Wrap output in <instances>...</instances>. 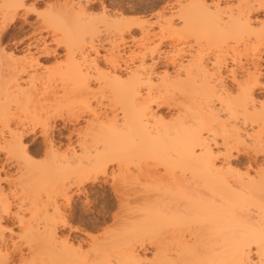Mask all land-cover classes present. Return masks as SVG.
Instances as JSON below:
<instances>
[{
    "label": "bare ground",
    "instance_id": "bare-ground-1",
    "mask_svg": "<svg viewBox=\"0 0 264 264\" xmlns=\"http://www.w3.org/2000/svg\"><path fill=\"white\" fill-rule=\"evenodd\" d=\"M30 10L0 3V264H262L264 0H188L158 30L105 9L101 25L122 41L107 51L82 5L51 6L36 22ZM61 14L86 24L48 35L66 47L54 78L38 72L41 56L57 54L47 35L15 42L23 57L7 53L19 17L48 32ZM10 95L25 109L53 104L27 108L45 165L23 142L30 127L11 126ZM235 151L250 157L242 169ZM107 185L116 203L100 212L112 228L94 235L76 224L78 200Z\"/></svg>",
    "mask_w": 264,
    "mask_h": 264
},
{
    "label": "rangeland",
    "instance_id": "rangeland-1",
    "mask_svg": "<svg viewBox=\"0 0 264 264\" xmlns=\"http://www.w3.org/2000/svg\"><path fill=\"white\" fill-rule=\"evenodd\" d=\"M1 1L2 0H0V3H1ZM209 1H211V0H209ZM187 2H188V0H40V1L39 0H26L27 8L31 9L29 12L30 14L27 16V17H29L28 21H31V22H36L37 19H42V18H44V16H46V17L50 16L49 8L51 6L58 7V8H68V7H71L72 4H76L78 6H79V4L82 5L85 9H87L86 11H88V13H90V15L93 16L94 22L95 23L98 22L96 25L98 27V33L100 34L99 35L100 38L99 37H97V38L100 40H103V42L105 43L104 48L106 51L109 48L108 46H110V48H111L112 45L110 43H113L112 41L115 40L114 43H116V41L118 40L117 43H119L121 40L120 37L118 38V36L115 34L116 29L113 28V26H112L113 24H110V25H109V23L104 24L105 23L104 22L103 23L104 25H101L102 20L104 19L105 16H107L105 14V12L107 13V10L109 13L112 14V15L110 14L111 18L115 17L117 15L123 14V16L127 20L135 21L138 23L139 22L141 23L142 21H143V23H145L147 21L148 22V23L146 22L147 25L150 24L148 26L149 28L151 27V29L153 28L155 30H158L159 24L157 21H159L161 14L163 15V13H164V15L161 16V18L164 16H166V17L170 16V14H172L175 10L179 9L182 4H186ZM32 7H34V9H32ZM105 9H106V11H105ZM23 12L24 11L22 10L21 13H23ZM119 13H121V14H119ZM257 15L260 18L264 17L263 16L264 11H261ZM55 20H56V24L53 27V29L51 30L52 32L50 30L48 32H46L44 30L45 29L44 27H38L36 29L35 26H32V25L25 23L24 20L21 17H19L18 20L16 21V23L10 25L9 35H11V36L5 45V48H7L6 49L7 53H9V54L15 53L16 57L19 58V57H23L25 45L24 44L15 45V42L24 41V40L26 41L31 36H36V35L37 36H43V35L46 36L47 35L48 41L46 43H48L47 44L48 47L52 46L51 48L55 49L57 54L51 55L49 57L48 56H41L39 58L40 59L39 60L40 65L38 67V70H39L38 72H41L40 75L45 76L48 79L54 78L55 75L57 74V69H58L57 62L61 61L65 58L64 53H65V48H66L65 45L64 46H60V45L58 46V43L56 42L57 43L56 44L55 40H51V37L48 35L53 33L54 30H56L57 33L59 35H61L64 29L66 31H71L72 33L74 31V33H75L76 31H79V29L82 28L86 24L85 22L81 21L80 18H75L73 16L68 17L65 14L64 15L61 14V16L56 17ZM178 20H179L178 18L174 19V21L177 25H179V22H180V20L179 21ZM146 23H145V25H146ZM110 26H112V27H110ZM132 33L133 34H130V33L125 34L127 41L128 40L131 41L132 35L134 37H137V38H139L141 36V31L139 28L135 29ZM115 38H117V39H115ZM158 40L159 39H157V42H158ZM167 43H168V41H165L163 44H161L162 47H160V48L163 49L165 47L166 49H168ZM127 47H125V48L127 50H129V47L128 48ZM104 48H102L100 50L101 53H106ZM5 69H6V67H3L0 69V71L2 72ZM159 69L162 70V67ZM22 77H27V75L22 74ZM11 97L12 98L14 97V98L12 99ZM9 98L12 99V102H11V100L9 101L11 103L12 111H14V110L18 111V112H15V114L13 112V117L11 116V120H10V124L12 123L11 126L14 127L16 125L19 126V125L23 124L27 128L30 127L31 130H32V128H34L32 125L35 126V132L32 131L29 133V131H30V129H29L28 133L26 132V134H28V135L25 134V136H23V142L26 143L25 145L29 149L31 157L37 163H39V164L42 163L43 165H45V163L47 162V159H46V157L44 155V151H43L45 145L43 142H41L43 139L42 136L40 135V132H41L40 128L41 127H39L40 123L38 124L37 117H35V116H36V114L37 115L43 114L44 111H45L44 114H46L47 112H48L47 114H50L51 112L54 111V107H52L53 104L48 106L51 103V102L47 103L49 101V98H47L48 100L44 99L45 103L43 100L41 101V103H39V104H43L44 106L40 105V107H39V105L36 102L35 103L36 106L38 105V107L41 109L42 113H39L40 111H38L39 110V108H38L36 110L37 113L35 112L36 113L35 114L33 112L36 109L35 105H32V106L30 105V107H29L28 105L25 104V106H27L25 109L23 104H22L23 107L22 106L20 107V105L17 106L16 102L13 105V101H15V98H16L15 96L10 95ZM9 98H7V99L9 100ZM2 100H5V98H3ZM46 103H47V105H46ZM41 106H43V108L46 106L44 108L45 110ZM32 107H35L34 110H28L27 111V108L32 109ZM18 108H20V110L22 108L21 112L19 111ZM23 109H25L26 111H24ZM49 109H51V110H49ZM159 111L163 114L165 112V115H166V114L170 113L169 111L172 112L173 109L168 108V107H163ZM30 116H32V117L34 116L33 119ZM34 118H36V119H34ZM81 122L84 123L83 120ZM63 142L66 143V139H63ZM214 146L217 149L218 148L222 149V147H223V146H220V142L218 145L220 147H217V145H215V144H214ZM4 152L0 151V162L2 159H4V155L6 154V152L5 153ZM234 154L236 156L238 153H236V151H235ZM260 157H261V161H260ZM262 158H264L263 154L258 155L259 162H262V160H263ZM249 159H250L249 155H247V154L245 155L244 153H242V154H238L236 159L233 157L232 161L235 164V166L237 165L236 167H239L242 169L248 165ZM220 161H221V157L219 159V162ZM241 163L243 165H240ZM111 167H115V164H113ZM9 169H10L9 170L10 172L15 173V170H16L15 167H10ZM3 175H5V174L3 173ZM98 191L99 192L91 195V198H90L91 202L87 205H84V202H83L84 197L78 200L79 201L78 202L79 203L78 213L83 214L84 217L82 215H80L82 219L77 218V219H79L78 220L79 222L78 221L76 222V224L78 223L81 226L86 227L88 229V231L90 230V232L92 234L94 233V235H99L100 233L105 231V229L107 227H108L107 229L112 228L111 227L112 224L110 222L103 224V222H102L103 216H102V212H100V210L103 209L105 206L115 205V203H116L115 202L116 200L113 196L111 188H109L108 185L105 188H99ZM86 208H87V210H85ZM85 211H86V213H84ZM63 231L65 233H67L68 230L63 229V230H61V233H63ZM149 245L147 244L148 248L150 250H152V248L149 247ZM147 255L149 258H151L152 252H149V254H147ZM45 263H43V264H45Z\"/></svg>",
    "mask_w": 264,
    "mask_h": 264
},
{
    "label": "snow or ice",
    "instance_id": "snow-or-ice-1",
    "mask_svg": "<svg viewBox=\"0 0 264 264\" xmlns=\"http://www.w3.org/2000/svg\"><path fill=\"white\" fill-rule=\"evenodd\" d=\"M262 264H264V262H262Z\"/></svg>",
    "mask_w": 264,
    "mask_h": 264
}]
</instances>
